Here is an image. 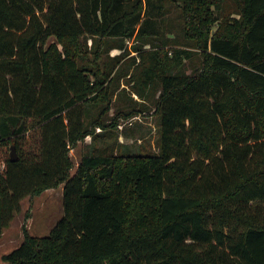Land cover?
<instances>
[{
  "label": "trees",
  "instance_id": "1",
  "mask_svg": "<svg viewBox=\"0 0 264 264\" xmlns=\"http://www.w3.org/2000/svg\"><path fill=\"white\" fill-rule=\"evenodd\" d=\"M124 95L132 109L112 116ZM147 103L156 150L120 143ZM12 146L0 235L61 185L64 215L46 236L25 224L6 264H264V0H0Z\"/></svg>",
  "mask_w": 264,
  "mask_h": 264
},
{
  "label": "rangeland",
  "instance_id": "2",
  "mask_svg": "<svg viewBox=\"0 0 264 264\" xmlns=\"http://www.w3.org/2000/svg\"><path fill=\"white\" fill-rule=\"evenodd\" d=\"M170 36L173 37L172 34H170ZM53 41H55V38H51V42ZM132 43V41H128L127 46L129 49H131ZM166 49H169V47ZM117 54H119V51H113L111 52V57ZM131 56L137 58L136 65H138L140 57L137 53L133 52ZM124 61L125 60L121 63ZM136 65L133 67L135 68ZM190 71L191 70L189 69L188 72ZM131 72L132 71L130 70V75ZM129 77L130 76L127 78ZM125 88H127L130 93L128 94L133 97L135 101L138 103L144 102L124 82L121 84L116 94L118 95ZM146 105L148 111L145 113L135 116L132 119L121 120L120 131L117 132L119 134V142L122 144H128L135 149L149 146L156 150L158 138L157 118L154 115L155 110L153 105L150 103H147ZM135 107L137 110L140 108L139 105ZM117 108L127 111L132 109L131 103L127 100V95H124L122 99H116L115 107L110 113L112 116L115 115ZM103 141H99V145L104 144ZM92 143V140L88 138L85 142L79 143L78 146L71 151V156L75 165V168L72 170V175L75 173L76 166L79 165L82 157L89 153L88 148ZM15 153L18 156L16 149ZM9 156H11L10 147L0 151V166H2L3 159ZM63 187L64 186L61 185L59 188L48 190L40 196L27 197L22 201L21 213L16 216L10 226L0 235V264H6L3 260V256L13 251L24 241L23 227L25 224L31 235L46 236L58 221L63 218ZM27 216H29L28 219Z\"/></svg>",
  "mask_w": 264,
  "mask_h": 264
},
{
  "label": "water",
  "instance_id": "3",
  "mask_svg": "<svg viewBox=\"0 0 264 264\" xmlns=\"http://www.w3.org/2000/svg\"><path fill=\"white\" fill-rule=\"evenodd\" d=\"M17 159H18V156L15 153V146H12V149H11V160L12 161H16Z\"/></svg>",
  "mask_w": 264,
  "mask_h": 264
}]
</instances>
